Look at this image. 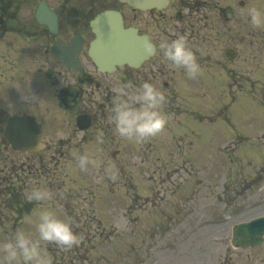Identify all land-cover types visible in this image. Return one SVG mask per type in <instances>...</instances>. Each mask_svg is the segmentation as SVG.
Returning a JSON list of instances; mask_svg holds the SVG:
<instances>
[{
	"label": "rangeland",
	"instance_id": "374dc122",
	"mask_svg": "<svg viewBox=\"0 0 264 264\" xmlns=\"http://www.w3.org/2000/svg\"><path fill=\"white\" fill-rule=\"evenodd\" d=\"M237 49L234 65L240 67L245 58L251 57V50L244 44H239ZM254 64L263 65L259 67L261 72L251 76L252 80L261 81L259 89L264 87V54L259 53ZM195 81L189 85L196 91L193 97H187V108L203 110L209 108L210 102L226 104L231 106L227 113L231 122L213 123L217 118L210 117L215 113L209 109L206 115L211 124H207L205 117L200 121L202 124L194 119L187 122V130L199 136L187 132L186 178L181 173L169 184L159 185V177L152 174L157 163L154 161L169 160L167 155L174 147L126 141L115 132V142L100 146L96 152L94 146L88 147L95 154L90 157L93 164L89 170L65 169L59 179L51 177L41 182L50 199L37 203L22 229L9 227L12 218L0 206V223L7 225L0 227V243L17 231L35 239L39 213L50 210L70 219L78 238V243L70 249L43 245L51 264H264V245L240 251L232 249L229 242L234 224L264 215V96L237 93L223 77L217 81L229 87L225 91L229 95L218 102L202 82ZM243 86L248 88L247 84ZM196 94L201 97H195ZM55 114L48 115L58 127L64 122L56 138L66 139L70 134L66 123L71 115ZM217 134L222 140L216 142ZM235 135L251 137L243 143L236 142ZM115 150L118 155L114 159ZM173 157L178 159L177 152ZM63 163L67 168L69 164ZM173 163L178 166L177 161L170 164ZM111 171L117 173L115 180L111 179ZM75 177L82 182L73 183ZM27 183L31 185L27 188L36 186L31 178ZM122 183H126L125 188ZM62 185L64 190L58 194ZM184 211L185 223H172ZM6 231L10 236L8 233L4 236Z\"/></svg>",
	"mask_w": 264,
	"mask_h": 264
},
{
	"label": "flooded vegetation",
	"instance_id": "af4514ba",
	"mask_svg": "<svg viewBox=\"0 0 264 264\" xmlns=\"http://www.w3.org/2000/svg\"><path fill=\"white\" fill-rule=\"evenodd\" d=\"M40 6L49 10L42 18L36 16ZM250 8L264 13V0H170L165 9L148 12L129 8L118 0H0V162L4 163L0 173L9 168L10 175L26 177L35 171L56 176L63 162L73 159L70 151L84 155L85 143L103 146L112 143L116 139L112 136L115 128L110 123L116 95L113 90L124 84L138 88L148 82L163 92L167 121L184 119V132L174 141L187 145V81L190 78L183 69L174 68L165 60L159 45L164 40L184 36L197 57L199 52L191 46L197 38L206 44L211 34H217L220 42L223 34H228L227 43L234 44L241 32L247 36L264 35V24L260 27L251 24L247 15ZM106 10L119 12L125 27L135 28L154 46L153 58L135 72L118 69L106 78L89 69L90 61L84 51L92 39L89 23ZM79 44L81 51L74 55L73 49ZM64 46H69L67 52H71L68 69L60 62L67 53ZM197 62L201 66L207 60L202 57ZM218 66L221 70L224 65ZM222 71L227 75L230 69ZM231 78L238 77L231 74ZM177 84L184 92L183 105L176 103L180 95ZM69 86L80 92V99L72 108H66L59 95ZM55 113L71 115L72 119L66 123L70 133L66 139L56 138L64 122L58 127L48 115L56 116ZM23 114L34 117L42 126L37 136L40 146L37 153L14 149L5 136L9 117ZM79 114L87 115L90 121V126L83 131L75 127L73 120Z\"/></svg>",
	"mask_w": 264,
	"mask_h": 264
},
{
	"label": "clouds",
	"instance_id": "9594fccd",
	"mask_svg": "<svg viewBox=\"0 0 264 264\" xmlns=\"http://www.w3.org/2000/svg\"><path fill=\"white\" fill-rule=\"evenodd\" d=\"M250 22L255 27L264 24V13L256 8L247 12ZM163 57L174 68L183 69L188 78L194 79L200 73L196 56L184 36L159 45ZM149 53L150 42L145 43ZM131 89V91H129ZM110 123L116 134L126 140L141 143L154 138L164 131L167 118L163 112L166 97L153 84L144 82L138 88L131 84L117 86ZM78 167L86 171L93 164L86 155L77 157ZM111 179L117 178L115 171L110 172ZM29 202H41L50 199L47 190L33 188L27 197ZM37 236L33 239L23 231H17L6 241L0 243V264H51L47 258L45 244H55L63 249H70L78 243L73 231V222L61 218L54 211L44 210L39 213L35 224Z\"/></svg>",
	"mask_w": 264,
	"mask_h": 264
},
{
	"label": "water",
	"instance_id": "95a60500",
	"mask_svg": "<svg viewBox=\"0 0 264 264\" xmlns=\"http://www.w3.org/2000/svg\"><path fill=\"white\" fill-rule=\"evenodd\" d=\"M132 5L138 8L143 4L147 7H160L163 0H138ZM138 3V4H136ZM96 34V42L93 47L94 63L100 70L110 71L108 67L114 65H121L123 62L136 66L139 64L149 53L145 49V44L142 43L141 47L136 44L135 39L129 37L130 33H124L121 29L119 22L112 23L110 15L104 16L92 24ZM264 235V218H259L247 224L236 226L233 229V243L239 244L242 248L247 246H255L261 242V237Z\"/></svg>",
	"mask_w": 264,
	"mask_h": 264
}]
</instances>
